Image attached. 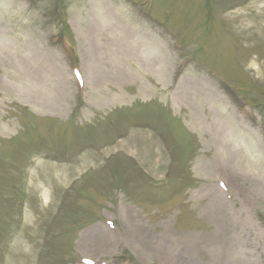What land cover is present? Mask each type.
I'll list each match as a JSON object with an SVG mask.
<instances>
[{"label": "rangeland", "instance_id": "obj_1", "mask_svg": "<svg viewBox=\"0 0 264 264\" xmlns=\"http://www.w3.org/2000/svg\"><path fill=\"white\" fill-rule=\"evenodd\" d=\"M212 236L264 264V0H0V264Z\"/></svg>", "mask_w": 264, "mask_h": 264}, {"label": "bare ground", "instance_id": "obj_2", "mask_svg": "<svg viewBox=\"0 0 264 264\" xmlns=\"http://www.w3.org/2000/svg\"><path fill=\"white\" fill-rule=\"evenodd\" d=\"M110 27H105V35L103 37H109L111 32H113V24L109 23ZM93 32V33H92ZM97 33V29L95 27L90 28L87 35ZM112 38V37H110ZM95 52L97 53L96 49ZM102 58L100 57L98 59V62L101 63ZM187 70V69H186ZM98 235V234H97ZM225 236H212L211 240H206L205 244L207 245V248L210 249V252L212 254L211 260L207 261V264H244L242 261L239 260L238 257V251L235 250L234 243L230 240L224 239ZM157 243L162 249L165 251H168L170 248L173 247L172 244L167 239H160L157 240ZM171 251V249L169 250ZM195 251V248L190 249V252Z\"/></svg>", "mask_w": 264, "mask_h": 264}]
</instances>
